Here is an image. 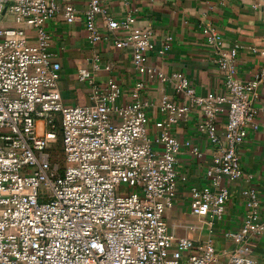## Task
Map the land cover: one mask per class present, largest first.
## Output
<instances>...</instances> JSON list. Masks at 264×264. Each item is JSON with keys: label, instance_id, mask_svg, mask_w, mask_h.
<instances>
[{"label": "built area", "instance_id": "obj_1", "mask_svg": "<svg viewBox=\"0 0 264 264\" xmlns=\"http://www.w3.org/2000/svg\"><path fill=\"white\" fill-rule=\"evenodd\" d=\"M58 13L68 23L83 19L98 48L91 65L78 69L90 87L86 104H68L60 91L62 65L45 25ZM167 39L161 52L173 36ZM205 39L218 55L222 91L201 93L183 71L148 66L154 31L137 25L133 12L115 17L101 0H89L84 9L61 0H0V264H220L212 237L198 242L168 229L166 212L180 180L189 179L177 168L178 154L187 147L201 161L208 153L173 128L198 113L211 161L207 183H190L191 209L212 229L224 218L226 180L243 174L240 146L264 114V103L257 104L264 37L263 45L236 41L226 48L223 34L210 25ZM108 41L132 47L139 71L171 85L154 120L142 95L144 80L125 93L115 75L96 77L100 69H113L99 52ZM245 49L260 60L252 75L240 76ZM220 115L226 116L222 130ZM243 194V221L225 231L236 242L225 264H256L244 247L264 235L262 197L252 185Z\"/></svg>", "mask_w": 264, "mask_h": 264}, {"label": "crops", "instance_id": "obj_2", "mask_svg": "<svg viewBox=\"0 0 264 264\" xmlns=\"http://www.w3.org/2000/svg\"><path fill=\"white\" fill-rule=\"evenodd\" d=\"M72 2L84 9L89 0H61ZM108 13L121 17L128 12L136 15V24L150 27L154 31L155 48L148 54V66H158L167 72L183 71L201 93L218 92L225 88L224 77L216 58L217 53L206 43V30L215 26L225 38V47L236 41L263 45L264 0H101ZM9 23H14L9 21ZM103 27V19H100ZM46 29L52 36V49L61 62L59 87L64 101L68 104H86L91 101L89 84L78 78L79 67L90 66L98 48L89 42L84 20L68 23L62 13L47 20ZM31 33L33 29L29 28ZM173 36L171 46L160 51ZM103 60L111 61L113 69L95 72L98 79L109 74L115 75L125 93L137 81L144 80L142 95L150 101L148 112L152 120L160 115L158 102L165 92H173L168 82L148 79L147 73L139 71L133 60L132 47H118L108 41L99 50ZM260 56L252 51L242 50L238 57V73L249 76L256 70ZM264 103V82L257 104ZM198 113L192 112L188 120L176 124L173 132L180 138H192L202 143L206 157L201 161L187 147L178 154L177 168L187 173L189 179L180 180L174 205L166 212L169 231L175 236L185 235L201 242L212 237L219 253V263L225 264L236 242L225 234L227 229H237L244 218L246 203L243 190L254 186L262 197L264 214V114L259 116V126L249 131L240 146L243 174L235 180H226L230 195L226 202L224 218L216 221L213 228L204 216L191 209L190 183H207L205 168L210 162L211 147L208 139L197 129ZM226 116L220 115L218 128L223 129ZM248 174H251L249 176ZM244 249L264 264V235L253 237Z\"/></svg>", "mask_w": 264, "mask_h": 264}, {"label": "rangeland", "instance_id": "obj_3", "mask_svg": "<svg viewBox=\"0 0 264 264\" xmlns=\"http://www.w3.org/2000/svg\"><path fill=\"white\" fill-rule=\"evenodd\" d=\"M6 22V21H5ZM58 155V154H57Z\"/></svg>", "mask_w": 264, "mask_h": 264}]
</instances>
